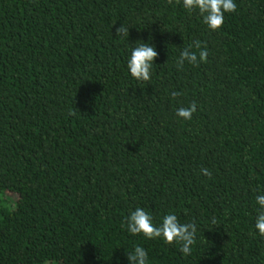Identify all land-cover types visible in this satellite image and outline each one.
<instances>
[{
    "label": "trees",
    "instance_id": "1",
    "mask_svg": "<svg viewBox=\"0 0 264 264\" xmlns=\"http://www.w3.org/2000/svg\"><path fill=\"white\" fill-rule=\"evenodd\" d=\"M234 2L213 31L182 0H0V264H264V0ZM194 41L207 61L178 70ZM136 208L194 222L192 254L131 235Z\"/></svg>",
    "mask_w": 264,
    "mask_h": 264
},
{
    "label": "clouds",
    "instance_id": "2",
    "mask_svg": "<svg viewBox=\"0 0 264 264\" xmlns=\"http://www.w3.org/2000/svg\"><path fill=\"white\" fill-rule=\"evenodd\" d=\"M169 5L173 4V0H167ZM176 4H180L181 0H175ZM184 9L192 13L198 11L203 17L204 23L213 31L220 30L224 25L225 13H234L237 11V5L234 0H182ZM118 38L129 39V28L125 25L116 29ZM151 39V37H150ZM196 49L197 51L193 50ZM158 52L150 43L140 41L132 49L130 59L128 61V69L131 76L138 82L145 83L151 81V73ZM208 51L202 48L199 41H194L193 45L185 48L177 60L176 67L181 70L185 62L193 66H199L200 62H206ZM181 95L173 92V98ZM197 111V106L193 102L189 107L177 109V116L184 120H191L193 114ZM71 114V113H70ZM201 173L204 176L211 177L208 169L202 168ZM256 203L260 206L255 227L258 229L260 236L264 237V195L256 197ZM213 223L215 219L213 218ZM127 230L133 236L143 235L148 240L163 238L169 245H177L180 251L189 256L192 254L193 246L196 244V224H182L175 214L166 215L162 223L157 226L153 223V217L143 208H136L126 221ZM130 264H149L148 252L140 245L134 247V251L126 253ZM45 264H48L46 261Z\"/></svg>",
    "mask_w": 264,
    "mask_h": 264
},
{
    "label": "rangeland",
    "instance_id": "3",
    "mask_svg": "<svg viewBox=\"0 0 264 264\" xmlns=\"http://www.w3.org/2000/svg\"><path fill=\"white\" fill-rule=\"evenodd\" d=\"M7 196H8V197H10V198H12V199L14 200V197H13V195H8V194H7Z\"/></svg>",
    "mask_w": 264,
    "mask_h": 264
}]
</instances>
